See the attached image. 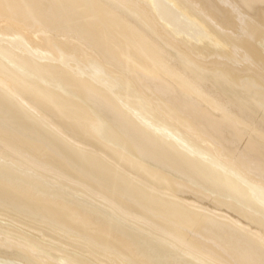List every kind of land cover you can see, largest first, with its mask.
<instances>
[{
	"label": "bare ground",
	"instance_id": "6f19581e",
	"mask_svg": "<svg viewBox=\"0 0 264 264\" xmlns=\"http://www.w3.org/2000/svg\"><path fill=\"white\" fill-rule=\"evenodd\" d=\"M0 259L264 264V0H0Z\"/></svg>",
	"mask_w": 264,
	"mask_h": 264
},
{
	"label": "rangeland",
	"instance_id": "374dc122",
	"mask_svg": "<svg viewBox=\"0 0 264 264\" xmlns=\"http://www.w3.org/2000/svg\"><path fill=\"white\" fill-rule=\"evenodd\" d=\"M0 261L2 262V263L0 262V264H7V263L8 264H24V263H19L17 261L16 262L15 261H13V262L12 261H7V260L4 261L2 259H0Z\"/></svg>",
	"mask_w": 264,
	"mask_h": 264
}]
</instances>
